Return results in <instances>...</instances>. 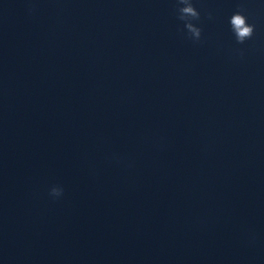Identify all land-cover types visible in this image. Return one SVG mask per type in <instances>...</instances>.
<instances>
[{
  "label": "clouds",
  "instance_id": "obj_1",
  "mask_svg": "<svg viewBox=\"0 0 264 264\" xmlns=\"http://www.w3.org/2000/svg\"><path fill=\"white\" fill-rule=\"evenodd\" d=\"M178 4L183 5L178 8V19L184 22V28L187 30L189 38L193 42H199L202 37V29L193 21L200 20V12L194 7L191 0H178ZM229 24L237 44L242 45L252 39L255 25L249 24L247 17L242 12L234 13L229 19ZM63 192L64 189L61 186H53L50 189V196L59 198L63 195Z\"/></svg>",
  "mask_w": 264,
  "mask_h": 264
}]
</instances>
